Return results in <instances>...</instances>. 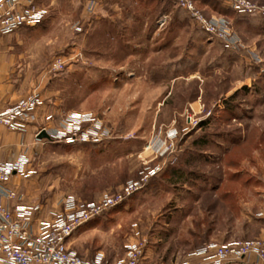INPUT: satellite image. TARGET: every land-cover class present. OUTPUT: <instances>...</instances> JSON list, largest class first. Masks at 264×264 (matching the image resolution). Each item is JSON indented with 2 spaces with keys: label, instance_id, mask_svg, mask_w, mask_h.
<instances>
[{
  "label": "rangeland",
  "instance_id": "1",
  "mask_svg": "<svg viewBox=\"0 0 264 264\" xmlns=\"http://www.w3.org/2000/svg\"><path fill=\"white\" fill-rule=\"evenodd\" d=\"M35 1L41 22L0 36L27 70L7 80H24V95L38 88L52 116L50 139L20 153L24 202L80 208L147 176L68 239L109 263L144 240L141 264H175L208 241L264 237V17L196 1L227 26L225 46L172 0ZM75 127L85 134L71 138Z\"/></svg>",
  "mask_w": 264,
  "mask_h": 264
},
{
  "label": "built area",
  "instance_id": "2",
  "mask_svg": "<svg viewBox=\"0 0 264 264\" xmlns=\"http://www.w3.org/2000/svg\"><path fill=\"white\" fill-rule=\"evenodd\" d=\"M172 1L187 10L207 36L231 46L227 26L219 24L221 22L217 19L206 18L195 6L198 0ZM217 1L240 16L264 17V5H257L250 0ZM43 14V9L35 0H0V36L11 35L23 27L36 26ZM63 67L64 60L61 57H56L51 63L52 71H60ZM42 105L40 93L37 89L33 90L17 103L0 108V126L9 132L19 133L24 132L28 125L40 121L35 137L41 130L51 136L46 125L52 116L40 114ZM76 121L81 123L83 116H76ZM78 129L68 130L71 138L85 134L86 131L77 134ZM25 159L24 155H20L14 160L0 161V264H141L145 240L134 244L127 257L115 263L96 256L84 258L70 249L67 242L77 228L118 206L126 197L143 187L147 176L128 182L119 192L103 197L98 203H82L79 208L73 201L66 200L58 213H53L49 220L37 222L34 228L33 208L22 204V196L7 184L14 174L23 173ZM12 200H16L13 207L8 204ZM175 264H264V237L208 241L189 251Z\"/></svg>",
  "mask_w": 264,
  "mask_h": 264
},
{
  "label": "crops",
  "instance_id": "3",
  "mask_svg": "<svg viewBox=\"0 0 264 264\" xmlns=\"http://www.w3.org/2000/svg\"><path fill=\"white\" fill-rule=\"evenodd\" d=\"M11 49V47L8 44H4L0 41V108H7L15 103H17L21 98H23L25 95L22 90L24 86V80L23 81H10L7 80L6 77L10 73H13L15 71L19 72H25L27 71L24 68L16 69V65H21L23 58L18 56H5V51H2L3 49ZM10 53V52H9ZM43 82V80H42ZM41 83V82H40ZM45 83V82H44ZM32 85V84H31ZM44 85V84H43ZM11 88H16L17 91H10ZM21 88V91L19 89ZM32 88V87H31ZM29 88V89H31ZM38 89V88H37ZM40 93V91H39ZM43 107L40 108V114L43 113ZM36 127L34 125H28L24 132H9L4 128L3 126H0V161L5 160H14L16 159L21 151L25 150V146L31 144L32 142L37 143L40 142L41 139L35 137V131ZM27 162V159H25ZM25 175L24 171L23 173H16L14 174L8 181V186L15 189L13 181L17 176ZM20 202L22 204L31 206L34 210L33 212V227H36L37 222L49 220L53 213H58L61 208H58L59 210H48L46 205L38 204V203H25L24 200L21 198ZM16 203V200L9 201L8 204L13 207ZM44 207V208H43Z\"/></svg>",
  "mask_w": 264,
  "mask_h": 264
},
{
  "label": "trees",
  "instance_id": "4",
  "mask_svg": "<svg viewBox=\"0 0 264 264\" xmlns=\"http://www.w3.org/2000/svg\"><path fill=\"white\" fill-rule=\"evenodd\" d=\"M201 1V3H203V4H208L210 7H211V9L212 10H215L216 12H218V13H221V14H223V12L225 13V12H229V11H225V10H223L220 6H219V1H217V0H200ZM235 15H237V16H239V17H242V18H248V17H246V16H240V15H238V14H236L234 11H232ZM124 202H125V199L121 202V204H124ZM121 204H119L118 206H120ZM118 206H116V207H114V209L115 208H117ZM90 221H92V220H90ZM89 221V222H90ZM88 222V223H89ZM87 224V223H86Z\"/></svg>",
  "mask_w": 264,
  "mask_h": 264
},
{
  "label": "water",
  "instance_id": "5",
  "mask_svg": "<svg viewBox=\"0 0 264 264\" xmlns=\"http://www.w3.org/2000/svg\"><path fill=\"white\" fill-rule=\"evenodd\" d=\"M37 138H39V139H49L50 136H49V134H48L45 130H41V131L37 134Z\"/></svg>",
  "mask_w": 264,
  "mask_h": 264
}]
</instances>
